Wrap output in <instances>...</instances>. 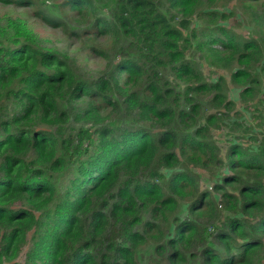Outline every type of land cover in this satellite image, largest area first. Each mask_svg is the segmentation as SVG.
<instances>
[{
  "label": "trees",
  "instance_id": "obj_1",
  "mask_svg": "<svg viewBox=\"0 0 264 264\" xmlns=\"http://www.w3.org/2000/svg\"><path fill=\"white\" fill-rule=\"evenodd\" d=\"M0 5V264H264V0Z\"/></svg>",
  "mask_w": 264,
  "mask_h": 264
},
{
  "label": "rangeland",
  "instance_id": "obj_2",
  "mask_svg": "<svg viewBox=\"0 0 264 264\" xmlns=\"http://www.w3.org/2000/svg\"><path fill=\"white\" fill-rule=\"evenodd\" d=\"M33 8L29 9V10H21L18 7H13V6H3L0 5V13H11V12H16L18 14H22L25 12L27 13V16H31V10ZM30 24L31 26L34 28V30L43 38L45 39L48 43H46L49 46H56V47H63L65 46V35L62 32L61 29H50L49 27H47L44 23H42L39 19H35V18H31L30 19ZM231 24L234 25V29L235 31H237L238 33H242V29H240L237 26V23H235L233 20H231ZM69 26H70V22H69ZM245 30H248V28H246ZM244 34H246L245 31H243ZM195 61L199 64L200 68L202 69V72L205 76V78L207 80H212L214 78H217L218 76H223L226 78V80L228 81V94H229V98L233 101H235V103H237L236 109L240 110L243 112V119L244 121H246L247 125L250 126L251 125V114L253 107L251 104H247L246 107L249 111H244L245 108H243V104L239 103V92L241 91V89L237 88V87H232L233 85L230 83V77H229V71L227 70H221V69H216L213 68L212 66H210L209 64H206L203 60H201V58L199 57V55H196L194 57ZM101 63L99 61H95L92 62L90 64V66L93 69H98L101 67ZM205 109V113L210 114L213 113V111H211V109L207 106H204ZM239 120L237 117H232L230 121H236ZM226 125H224V127H222L220 130H216L213 132V135L215 137V140L218 144V146L221 149V154L222 156H224L225 154V150L228 146V141H231L235 144H241L245 147H251L252 145H250L249 141L242 136V133L239 132L238 134L231 131L229 129V121L225 122ZM197 172L201 175V186L202 187H206V185L208 186L206 180L209 179V175L204 172L203 170L198 169ZM209 184L211 182H208ZM181 217H184L185 212L182 210L180 213ZM26 250H24V252L20 255V257L18 258V262L20 264H24V258H25V253Z\"/></svg>",
  "mask_w": 264,
  "mask_h": 264
}]
</instances>
